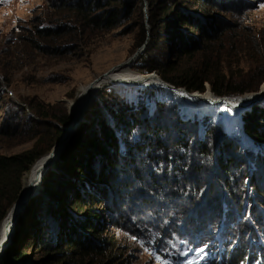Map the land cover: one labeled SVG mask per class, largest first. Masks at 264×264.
<instances>
[{
	"label": "rangeland",
	"instance_id": "1",
	"mask_svg": "<svg viewBox=\"0 0 264 264\" xmlns=\"http://www.w3.org/2000/svg\"><path fill=\"white\" fill-rule=\"evenodd\" d=\"M78 1L82 0H0V158L48 150L53 140L49 125L57 123L54 116L64 112L70 116L69 103L76 100L81 87L129 61L138 51L142 50L125 70L159 77L148 74L147 66L164 62L165 54L152 51L148 58H139L149 42L146 1L138 2L131 17L112 30L80 22L69 8ZM218 1L225 4L218 14L221 26L229 27L220 58L224 72L239 80L264 69V0ZM255 107L264 108V101L244 110L233 127V122L227 125L209 112L201 113L197 106L174 102L166 91L142 86L118 92L108 85L90 101L78 128L92 123L91 132L99 131L98 119L113 127V116L125 112L132 125L137 120L133 136L125 140L128 137L132 144L134 134L141 133L148 121L149 128L161 132L166 154L171 155L167 163L143 160L120 184L122 198H115L110 211L119 264H230L219 256L225 241L231 243L229 249L243 242L251 252L258 246L264 249V203L256 200L250 187L251 181L264 186L259 159L264 150L246 134L242 119ZM38 108L44 116L37 113ZM237 129L241 132H234ZM226 138H233L232 143L224 142ZM153 154L161 157L163 152L154 149ZM26 176L21 180L23 187ZM6 177L0 169V184ZM12 177L15 184L16 177ZM24 211L14 227L25 221ZM50 231L54 237L56 228ZM106 260L90 259L89 264H109Z\"/></svg>",
	"mask_w": 264,
	"mask_h": 264
},
{
	"label": "trees",
	"instance_id": "2",
	"mask_svg": "<svg viewBox=\"0 0 264 264\" xmlns=\"http://www.w3.org/2000/svg\"><path fill=\"white\" fill-rule=\"evenodd\" d=\"M140 1L82 0L69 5V8L87 27L112 30L131 17ZM143 1L149 7L150 33L149 42L139 58H148L152 51L166 55L164 62H149L148 74H157L165 83L190 94L205 93L210 88L214 96L235 98L259 91L264 83V69L258 68L255 73L235 80L222 67L220 58L229 28L221 26L223 21L218 16L224 3L220 4L218 0ZM247 4L245 6H251ZM144 28L142 31L146 37ZM145 42L146 38L141 44ZM215 59L219 61L214 62ZM186 63L189 66L184 65ZM36 111L44 116L40 109ZM242 119L246 134L264 150V108L255 107L243 114ZM54 120L56 126L49 125L53 130V140L48 150L0 158V169L7 175L5 183L0 184V225L20 198L23 176L37 160L51 152L54 142L61 138L69 125L70 116L64 112L62 116H54ZM113 120V127L98 119L99 131L91 132L90 123L80 126L73 134L55 167L46 173L41 192L27 205L24 211L26 219L20 221L15 238L0 258V264H83L85 261L89 264L90 259L105 262L106 255L109 264L120 263L114 253L116 248L110 231L114 225L110 211L115 208V198L121 196L120 184L126 179L127 172L142 164L143 160L149 159V164L155 161L167 163L171 155L166 154L161 132L154 127L149 128L148 121L141 133L134 134L131 144L128 137L137 126V120L132 125L125 112L114 115ZM232 141L233 138L224 140ZM228 143L226 148L230 147ZM154 149L163 152L161 157L153 154ZM261 155L260 164L264 167V151ZM137 160H140L139 164ZM12 176L16 177L15 184ZM250 187L256 200L264 203V186L251 181ZM104 215L109 219L106 220ZM253 222L256 225V221ZM55 228L53 237L50 230ZM247 236L255 238L254 234ZM230 244H225V254L229 251L228 258L235 264L256 261L258 257L264 261L261 246L251 252L244 242L229 249ZM38 255L40 258L36 260Z\"/></svg>",
	"mask_w": 264,
	"mask_h": 264
},
{
	"label": "bare ground",
	"instance_id": "3",
	"mask_svg": "<svg viewBox=\"0 0 264 264\" xmlns=\"http://www.w3.org/2000/svg\"><path fill=\"white\" fill-rule=\"evenodd\" d=\"M133 60L134 57L129 61L120 64L117 68L111 70L104 76L97 78L94 82L81 87L76 100L69 103V111L72 120H75L76 118L79 119L86 105L93 98L97 97L98 92L102 88L108 85H111L112 88H115L118 92H122L123 90H127L128 88L130 89L139 86L146 87V89L159 90L160 92L166 91V93L171 94V98L174 102L176 101L178 103H181V105L187 104L190 106H197V109L199 108V110H201V113L209 112L212 116H215V118L222 120L227 125L233 122V127H235V125L239 122V117L242 113V110L248 106L251 100L256 98H264V84L261 86L258 95H252L237 100H226L225 98L220 99L219 97L211 94V91L205 93L196 92L190 94L183 89L175 90L164 85L161 80L153 75L143 76L129 73L125 69L131 66ZM127 93H129V90L127 91ZM234 132L240 133L241 131L240 129H237ZM57 146L58 143L56 147ZM56 147L52 150V152L37 160L31 167L30 171L27 173L26 180H24L25 185L23 187L21 198L16 206L11 210L7 218H5L2 224V233H0V254L4 249L8 248L12 244L17 230V226L14 227L13 223L15 221L13 220V218L17 214L21 203L29 194V189L36 185L38 186V183L43 178L44 172L46 171L47 167L56 157V152H54Z\"/></svg>",
	"mask_w": 264,
	"mask_h": 264
},
{
	"label": "water",
	"instance_id": "4",
	"mask_svg": "<svg viewBox=\"0 0 264 264\" xmlns=\"http://www.w3.org/2000/svg\"><path fill=\"white\" fill-rule=\"evenodd\" d=\"M148 20V18H147ZM149 37V32H148V35ZM147 44V43H146ZM146 44L144 45V49L146 47ZM142 50L138 51L137 54L134 56V60L138 57L139 53H141ZM157 77V76H156ZM159 80H161L159 77H157ZM161 82L170 87V88H173L175 89L173 86L165 83L163 80H161ZM184 90V89H183ZM255 95H258L255 94ZM221 99V98H220ZM264 101V98H256V99H253L249 102L247 108L243 109L242 112L244 110H247L251 107H253L254 105H257L261 102ZM90 103V102H89ZM89 103L86 105V107L84 108L82 114L80 115V118L79 119H75V120H72L71 116H70V123L69 125L65 128V131L63 133V135L61 136V138L59 139V142H58V146L56 147V149L54 150V152H56V157L54 158V160H52L51 164L47 167L46 171L44 172V175H43V178L39 181L38 183V186H34L32 188L29 189V194L27 195L26 199L21 203V206L17 212V214L14 216L13 220L16 221L17 218L20 216V214L25 210V208L27 207V205L31 202V200L33 198H35L36 196H38V194L40 193L41 191V188H42V182H43V179L46 175V173L48 172L50 166H52L53 164H55V162L59 159L60 155L62 154L64 148H65V145L68 143L70 137L72 136V134L76 131V129L78 128V126L81 124V122L83 121V116L85 114V111L88 109L89 107ZM54 147V148H55ZM22 195V193H21ZM21 195H20V198H21ZM20 198L17 200V202L15 203L14 207L16 206V204L19 202ZM1 246V245H0Z\"/></svg>",
	"mask_w": 264,
	"mask_h": 264
},
{
	"label": "snow or ice",
	"instance_id": "5",
	"mask_svg": "<svg viewBox=\"0 0 264 264\" xmlns=\"http://www.w3.org/2000/svg\"><path fill=\"white\" fill-rule=\"evenodd\" d=\"M133 239H136L135 237H133ZM199 251L200 252H203L204 251V249L203 248H201V249H199Z\"/></svg>",
	"mask_w": 264,
	"mask_h": 264
}]
</instances>
